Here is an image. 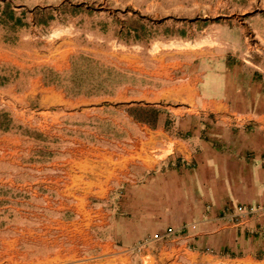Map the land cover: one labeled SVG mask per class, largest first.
<instances>
[{
  "label": "crops",
  "instance_id": "1",
  "mask_svg": "<svg viewBox=\"0 0 264 264\" xmlns=\"http://www.w3.org/2000/svg\"><path fill=\"white\" fill-rule=\"evenodd\" d=\"M3 11L0 264H264V212L229 215L264 207V61L246 58L264 21L243 11L255 48L241 61L213 56L195 75L161 53L154 69L118 58L109 75ZM135 105L165 110L151 126Z\"/></svg>",
  "mask_w": 264,
  "mask_h": 264
},
{
  "label": "rangeland",
  "instance_id": "2",
  "mask_svg": "<svg viewBox=\"0 0 264 264\" xmlns=\"http://www.w3.org/2000/svg\"><path fill=\"white\" fill-rule=\"evenodd\" d=\"M263 4L262 0H3V21L9 22L13 13L37 21L40 28L34 33L53 43L71 44L88 73L103 68L110 75L118 58L120 71L135 57L154 69L162 53L168 54L169 70H175L172 65L178 62L179 70L198 75L209 71L213 56L222 60L234 55L241 61L248 46L255 48V32L242 28V13L249 9L262 22L264 13L256 10ZM241 29L247 43L241 41ZM255 29L264 31L263 26ZM256 46L258 54L250 50L251 58H246L264 61V43ZM148 120L153 123L152 117Z\"/></svg>",
  "mask_w": 264,
  "mask_h": 264
},
{
  "label": "built area",
  "instance_id": "3",
  "mask_svg": "<svg viewBox=\"0 0 264 264\" xmlns=\"http://www.w3.org/2000/svg\"><path fill=\"white\" fill-rule=\"evenodd\" d=\"M264 212L263 206H253V205H241L238 204L234 207V209L229 213V215H232L236 218L234 220L236 222H240L242 220V217H247V215H257ZM228 214V213H227ZM174 234L173 230H168L164 232L163 234L155 233L153 235L147 236L143 238L142 240L137 241L134 243V245L131 246L130 250L134 253H142V251L148 247L151 243L155 241L162 240L163 238Z\"/></svg>",
  "mask_w": 264,
  "mask_h": 264
},
{
  "label": "trees",
  "instance_id": "4",
  "mask_svg": "<svg viewBox=\"0 0 264 264\" xmlns=\"http://www.w3.org/2000/svg\"><path fill=\"white\" fill-rule=\"evenodd\" d=\"M128 112L135 120L154 126L162 110L149 105H135L134 107L129 108ZM149 117H152L153 123L149 122Z\"/></svg>",
  "mask_w": 264,
  "mask_h": 264
},
{
  "label": "bare ground",
  "instance_id": "5",
  "mask_svg": "<svg viewBox=\"0 0 264 264\" xmlns=\"http://www.w3.org/2000/svg\"><path fill=\"white\" fill-rule=\"evenodd\" d=\"M6 247V246H5ZM20 257V256H19Z\"/></svg>",
  "mask_w": 264,
  "mask_h": 264
}]
</instances>
